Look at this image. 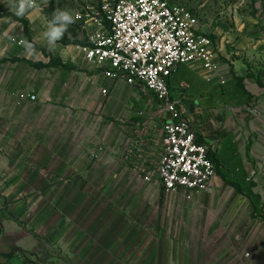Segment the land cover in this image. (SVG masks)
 <instances>
[{
  "label": "rangeland",
  "instance_id": "1",
  "mask_svg": "<svg viewBox=\"0 0 264 264\" xmlns=\"http://www.w3.org/2000/svg\"><path fill=\"white\" fill-rule=\"evenodd\" d=\"M169 1L186 6L206 26L228 7L231 15L237 10L264 17V0ZM16 2L0 0V148L9 144L3 130L10 113H28L39 132L38 148L70 158L0 167L5 221L15 219L22 238L42 246L39 253L50 251V264H264V241L250 243L248 232L228 227L219 238L214 231L207 235L206 201L190 210L179 195L175 204L160 198L161 184L152 181L157 162L139 156L161 134L154 98L91 65L76 47L85 33L74 23L50 52L43 37L52 18L49 0H36L38 7L24 17L10 10ZM97 5L56 0L54 11L68 10L75 19L76 12ZM22 39L35 51L26 50ZM15 102H29L27 111L14 110ZM55 219L65 227L58 236L49 228ZM242 253L249 255L234 259Z\"/></svg>",
  "mask_w": 264,
  "mask_h": 264
},
{
  "label": "crops",
  "instance_id": "2",
  "mask_svg": "<svg viewBox=\"0 0 264 264\" xmlns=\"http://www.w3.org/2000/svg\"><path fill=\"white\" fill-rule=\"evenodd\" d=\"M230 8L221 10L220 16L207 26L199 22L197 27L198 33L213 39L218 68L205 69L201 61L196 60L177 66L168 79L172 98L189 119L197 140L205 144L209 155L217 160L218 168L207 188L174 193L164 190L157 172L162 153V127L160 136L152 145L147 144L139 156L149 160L150 165L157 162L156 178L152 181L157 183L158 180L161 184L159 196L163 201L168 199L175 204L179 195L187 201L190 210L204 206L206 201L207 235L214 231L219 238L228 227H236L243 233L248 232L250 243H255L257 239L264 241V17L240 15L237 10L231 15ZM90 64L106 77L100 66ZM132 86L143 88L154 98L163 122L159 99L142 85ZM28 106L29 102L20 105L15 102L13 109L27 111ZM132 120L141 122L142 119L134 117ZM1 124L0 118V135ZM3 133L8 135L9 144L5 149L0 148V167L31 168L39 161H50L51 156L57 157L59 162L70 158L66 154L56 156L57 151L48 146L38 148L39 132L28 113L11 112ZM60 220L50 222L51 235L58 236L65 230ZM17 224L9 217L5 221L0 213V264H50V251L39 253L36 247L41 245L22 238V229ZM216 226H223V230L219 232ZM214 248L219 249V245ZM244 255L246 253L237 254L234 259Z\"/></svg>",
  "mask_w": 264,
  "mask_h": 264
},
{
  "label": "built area",
  "instance_id": "3",
  "mask_svg": "<svg viewBox=\"0 0 264 264\" xmlns=\"http://www.w3.org/2000/svg\"><path fill=\"white\" fill-rule=\"evenodd\" d=\"M75 20L85 33V43L77 47L87 61L100 66L106 77L142 85L162 104L157 172L164 190L206 189L216 162L208 147L197 140L168 84L181 64L199 60L205 69L218 68L213 39L197 32L196 15L169 0H98L96 7L76 12Z\"/></svg>",
  "mask_w": 264,
  "mask_h": 264
},
{
  "label": "clouds",
  "instance_id": "4",
  "mask_svg": "<svg viewBox=\"0 0 264 264\" xmlns=\"http://www.w3.org/2000/svg\"><path fill=\"white\" fill-rule=\"evenodd\" d=\"M38 7L36 0H17L11 5L10 10H14L15 15L24 17ZM76 18H79L78 16ZM75 23L73 15L68 10L57 9L53 14L51 20L47 22L46 30L43 33L44 40L47 42V48L50 52H54L58 47V41L64 38L70 25ZM15 41V38H10ZM20 43L26 50L35 51V46L29 43L26 39H22Z\"/></svg>",
  "mask_w": 264,
  "mask_h": 264
},
{
  "label": "trees",
  "instance_id": "5",
  "mask_svg": "<svg viewBox=\"0 0 264 264\" xmlns=\"http://www.w3.org/2000/svg\"><path fill=\"white\" fill-rule=\"evenodd\" d=\"M55 1L56 0H49V3H50V6H51V9L49 10V13H54L55 11H54V4H55ZM74 27H76V28H79V25H78V23L77 22H75L74 23ZM80 43H85V40L84 41H82V42H80ZM211 156V155H210ZM211 158L216 162L217 160L213 157V156H211ZM217 162H216V166H217ZM217 168H218V166L216 167V170H217ZM17 248H14L13 250H16Z\"/></svg>",
  "mask_w": 264,
  "mask_h": 264
}]
</instances>
